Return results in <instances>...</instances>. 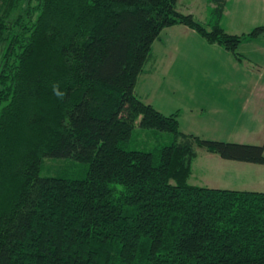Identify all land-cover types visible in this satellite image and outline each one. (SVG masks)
Wrapping results in <instances>:
<instances>
[{"label": "trees", "instance_id": "1", "mask_svg": "<svg viewBox=\"0 0 264 264\" xmlns=\"http://www.w3.org/2000/svg\"><path fill=\"white\" fill-rule=\"evenodd\" d=\"M210 1L211 29L179 0H0V264H264V191L188 181L196 145L261 164L264 145L187 134L136 92L165 27L238 58L264 32Z\"/></svg>", "mask_w": 264, "mask_h": 264}, {"label": "rangeland", "instance_id": "2", "mask_svg": "<svg viewBox=\"0 0 264 264\" xmlns=\"http://www.w3.org/2000/svg\"><path fill=\"white\" fill-rule=\"evenodd\" d=\"M213 6L215 3L210 0L178 3L180 11L192 12L208 29L212 28ZM262 23L264 1L225 3L221 25L228 32L248 34ZM225 51L184 24L165 27L153 43L152 57L146 64L149 71L139 75L136 92L164 114L177 111L180 129L187 134L264 145V89L255 92L257 116L253 108L248 109L247 101L254 97L249 92L253 85H264V32L239 45L241 58ZM161 135V141L172 136L167 132ZM195 148L197 156L192 162L190 183L264 191V164L225 159L205 147Z\"/></svg>", "mask_w": 264, "mask_h": 264}, {"label": "crops", "instance_id": "3", "mask_svg": "<svg viewBox=\"0 0 264 264\" xmlns=\"http://www.w3.org/2000/svg\"><path fill=\"white\" fill-rule=\"evenodd\" d=\"M228 0H225V2H227ZM246 1V0H245ZM262 1H264V0H262ZM259 2H261V1H259ZM249 3H250V1H249ZM244 4L246 5V2H244ZM237 9H239V7H237ZM187 13H189V12H187ZM190 13H192V12H190ZM262 25H264L263 23H262ZM225 53L227 54V55H229V56H231L229 53V51H225ZM264 87V85H262V86H258V85H253L250 89H249V92H250V95H251V93H253V95H254V97H253V99L251 100V102L249 101V99H247V101L249 102L248 103V109H250V108H253V110H254V114H256V112H255V110H257L258 109V104H255L254 105V99H255V92L257 91V90H262L263 91V88ZM247 103V102H246ZM257 114H259V113H257ZM257 114H256V116H257Z\"/></svg>", "mask_w": 264, "mask_h": 264}, {"label": "clouds", "instance_id": "4", "mask_svg": "<svg viewBox=\"0 0 264 264\" xmlns=\"http://www.w3.org/2000/svg\"><path fill=\"white\" fill-rule=\"evenodd\" d=\"M52 91H53V94H54L55 96H57L59 99H63V98H64L65 93H64L63 91L60 90L58 84L52 86Z\"/></svg>", "mask_w": 264, "mask_h": 264}]
</instances>
